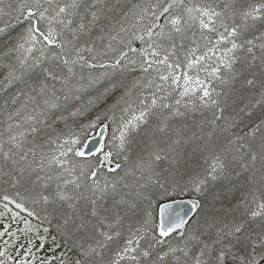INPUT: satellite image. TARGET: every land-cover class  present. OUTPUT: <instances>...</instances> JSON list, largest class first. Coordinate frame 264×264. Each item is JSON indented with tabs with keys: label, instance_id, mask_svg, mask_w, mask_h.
<instances>
[{
	"label": "snow or ice",
	"instance_id": "6c2138e0",
	"mask_svg": "<svg viewBox=\"0 0 264 264\" xmlns=\"http://www.w3.org/2000/svg\"><path fill=\"white\" fill-rule=\"evenodd\" d=\"M17 29L0 264H264V0H0Z\"/></svg>",
	"mask_w": 264,
	"mask_h": 264
},
{
	"label": "trees",
	"instance_id": "16d2710c",
	"mask_svg": "<svg viewBox=\"0 0 264 264\" xmlns=\"http://www.w3.org/2000/svg\"><path fill=\"white\" fill-rule=\"evenodd\" d=\"M19 30H22V29H17L16 31H11L10 33L8 34H0V50H2L4 48V46L8 43V41L14 39V37L17 35V32ZM3 64V60L0 59V65ZM140 73L139 71H135V72H131L129 74V79L131 78H134L135 76H138ZM121 79V77L119 75H116V76H113L111 78V80L109 81H105L101 86V88H110L112 86L113 83H117L119 82V80ZM17 91V89H10L8 90L7 92L5 91H0V130H3V127H4V124L6 122V113L3 111V108H4V105L7 104L11 98V96ZM97 94L96 90H89V93H86L85 96H86V99H85V102L87 99H91L93 96H95ZM120 95V91H115L106 101V104L105 105H102L101 108L103 107H106L107 105H111L115 102V99L118 98V96ZM75 107H79V101H76V102H73L72 105L69 106V111L71 110H74ZM63 115H68V111H65L63 113ZM94 115H95V111L91 114V116L94 118ZM60 118V114L57 113L56 116H55V119H59ZM107 122V121H105ZM62 126V125H61ZM102 125H98L97 127L95 128H92V129H88L86 130V135H82L81 136V139H82V144H84L90 137L91 135L96 131V129L98 127H100ZM113 127L114 126H110L108 129H109V132L112 133L113 131ZM107 150V148L105 149ZM93 160L97 159V158H92ZM198 161L193 159V160H190V163L191 164H195L197 163ZM9 178L8 177H2L0 178V194H3L5 192V190H7V192L9 194H12L15 189H13L11 186H10V182L6 183L5 181H7ZM177 199H184V200H187L188 198L187 197H177ZM0 205H2V201H0ZM22 215H26V213H22ZM33 222L35 223L36 221L33 220ZM45 226H48V225H45ZM51 229H52V234L55 235L56 232H55V227H56V221H53L52 225L50 226ZM59 239V237H58Z\"/></svg>",
	"mask_w": 264,
	"mask_h": 264
},
{
	"label": "water",
	"instance_id": "95a60500",
	"mask_svg": "<svg viewBox=\"0 0 264 264\" xmlns=\"http://www.w3.org/2000/svg\"><path fill=\"white\" fill-rule=\"evenodd\" d=\"M106 136V131L103 130V127L99 130L98 135L94 138H91L85 145L86 153H91V156L97 153L104 142ZM185 207H190L189 205H185Z\"/></svg>",
	"mask_w": 264,
	"mask_h": 264
},
{
	"label": "rangeland",
	"instance_id": "374dc122",
	"mask_svg": "<svg viewBox=\"0 0 264 264\" xmlns=\"http://www.w3.org/2000/svg\"><path fill=\"white\" fill-rule=\"evenodd\" d=\"M97 131H98V130H96V131L93 133L92 136H95L96 133H97ZM111 135H112V133L109 132V129H107V135H106V138H105V141H104V144H103V145L107 146V145L110 143ZM84 145H85V144H84ZM105 149H106V147H105ZM105 149H104V150H105ZM102 155H103V153H102V151H100V153L98 154V157H97V158H102ZM0 208H2V205H0ZM3 223H7V218L4 219ZM13 227H15V222H13ZM0 230H2V228H0ZM4 239H7V237H5ZM0 245H2V242H0ZM40 255H42V253H41Z\"/></svg>",
	"mask_w": 264,
	"mask_h": 264
},
{
	"label": "bare ground",
	"instance_id": "6f19581e",
	"mask_svg": "<svg viewBox=\"0 0 264 264\" xmlns=\"http://www.w3.org/2000/svg\"><path fill=\"white\" fill-rule=\"evenodd\" d=\"M101 128H102V126L98 127V128L96 129V130H98L97 133H96V135H95V136H92V135H93V134H92L91 137H90V138H89L84 144L86 145V143H87L91 138L96 137V136L98 135L99 130H100ZM106 135H107V130H106ZM105 138H106V136H105ZM104 141H105V139H104ZM84 144H83V145H84ZM103 144H104V142H103ZM103 144H102V145H103ZM85 145H84V146H85ZM84 149H85V147H84ZM100 151H101V147H100L99 151H98L97 153L93 154L92 156H90L89 159L97 158V157H98V154L100 153Z\"/></svg>",
	"mask_w": 264,
	"mask_h": 264
}]
</instances>
